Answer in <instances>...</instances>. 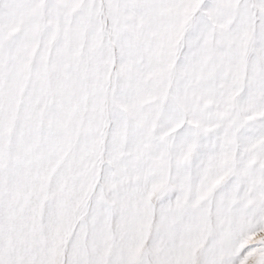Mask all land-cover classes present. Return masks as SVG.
Here are the masks:
<instances>
[{
	"label": "snow or ice",
	"instance_id": "snow-or-ice-1",
	"mask_svg": "<svg viewBox=\"0 0 264 264\" xmlns=\"http://www.w3.org/2000/svg\"><path fill=\"white\" fill-rule=\"evenodd\" d=\"M0 264H264V0H0Z\"/></svg>",
	"mask_w": 264,
	"mask_h": 264
}]
</instances>
